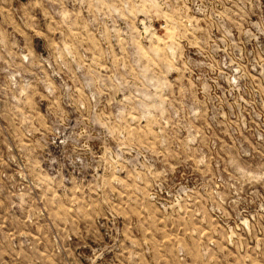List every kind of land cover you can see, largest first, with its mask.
<instances>
[{
    "label": "rangeland",
    "instance_id": "rangeland-1",
    "mask_svg": "<svg viewBox=\"0 0 264 264\" xmlns=\"http://www.w3.org/2000/svg\"><path fill=\"white\" fill-rule=\"evenodd\" d=\"M0 264H264V0H0Z\"/></svg>",
    "mask_w": 264,
    "mask_h": 264
}]
</instances>
